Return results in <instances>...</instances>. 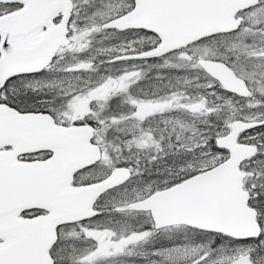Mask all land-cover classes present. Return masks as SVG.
Here are the masks:
<instances>
[{
	"label": "snow or ice",
	"instance_id": "snow-or-ice-1",
	"mask_svg": "<svg viewBox=\"0 0 264 264\" xmlns=\"http://www.w3.org/2000/svg\"><path fill=\"white\" fill-rule=\"evenodd\" d=\"M0 264H264V0H0Z\"/></svg>",
	"mask_w": 264,
	"mask_h": 264
}]
</instances>
